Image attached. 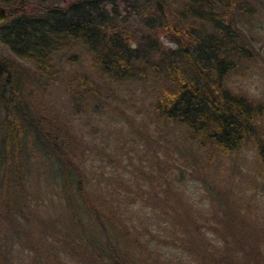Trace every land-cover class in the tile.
Instances as JSON below:
<instances>
[{"label": "trees", "instance_id": "16d2710c", "mask_svg": "<svg viewBox=\"0 0 264 264\" xmlns=\"http://www.w3.org/2000/svg\"><path fill=\"white\" fill-rule=\"evenodd\" d=\"M53 1L58 0H0L8 14L0 25V43L11 54L0 58V235L9 243L6 250L0 248V260L7 258L3 263L8 264L16 244L22 253H35L32 264L52 263L50 256L42 257L46 250L37 226L43 222L24 193L25 176L39 165L35 170L43 174L41 179L54 175L68 211L67 227H48L49 236L62 233L56 241L78 252L81 264H264L262 232L263 239L254 234L251 241L244 240V224L231 213L218 224L220 229L213 228L210 224L221 220L219 215L213 213L210 222L208 209L192 211V203L178 197L179 186L174 184L180 185L194 169L186 158L181 173L176 162L167 161L170 166L164 173L158 167L156 183L151 182V211H162L156 223L157 236L162 237L155 247V223L138 228L118 218L65 156L32 89L38 76L40 90H46L54 77L51 63L56 54L81 47L91 55L97 74L111 84L160 83L151 105L154 121L179 126L191 153L193 145L197 151L210 148L225 156L250 146L264 177V105L227 87L229 77L245 71L256 56L250 36L256 18L264 14V0H76L65 6ZM27 3L41 10L27 13ZM134 16L158 22L174 49L153 57L158 54L157 38L147 46L133 45L127 23ZM18 61L31 65L36 76H29ZM78 85L77 90L68 87L69 107L77 111L83 105L90 108L89 102L99 95L84 77ZM153 160L160 162L158 151ZM137 171L132 180L139 192L128 205L147 199L142 188L149 175L144 168ZM172 171L176 180L168 181ZM212 234L218 238L215 246L209 243ZM129 244L135 255L129 254Z\"/></svg>", "mask_w": 264, "mask_h": 264}, {"label": "rangeland", "instance_id": "374dc122", "mask_svg": "<svg viewBox=\"0 0 264 264\" xmlns=\"http://www.w3.org/2000/svg\"><path fill=\"white\" fill-rule=\"evenodd\" d=\"M73 1L76 0H58L53 3L65 6ZM8 10L17 11L15 8ZM23 10L36 13L41 7L27 3ZM256 20L257 25L252 24L255 27L250 36L254 38L256 56L245 71L229 77L227 87L264 105V14L259 15ZM127 30L135 46L149 44L152 37L157 38L155 41L159 47L154 49V52L158 54H152L153 57L175 47L168 43L158 22H148L145 18L134 16L127 23ZM10 56L8 49L0 43V58H11ZM17 65L27 69L29 76L35 75L31 65L21 61H18ZM51 67L54 77L46 84V90H40L43 88L35 75L33 98L36 99L37 107L42 109L46 126L59 136V145L63 148L65 156L85 174L87 181L93 185L95 194L104 196L118 218L128 224L134 223L138 228L147 223H155L151 233L156 237L155 242L153 241L156 247L158 239L162 237L157 236L159 227L156 225L162 211L159 208L151 211L152 200L147 197L151 182L156 183L160 167L164 173L166 166H170L166 164L167 161L176 162L179 167L178 174L181 173L183 170L180 164L186 158L194 169L188 170L180 185L174 184L179 186L178 197L184 201L188 199V203H192V211L208 209L210 222L213 213L219 215L221 220L212 221L210 224L213 228L220 229L221 225L218 224H222L225 216L231 213L236 218L239 215L240 222L244 224V240L251 241L254 234L259 236V240L263 239L259 233L264 234V177L256 153L250 146L225 156L210 148L197 151L196 145H193L194 153H191L185 146L186 134L179 126L174 123L163 125L154 121L151 105L156 91L161 87L160 83L153 85L147 81L111 84L97 74V70L92 66L91 55L81 47L69 48L56 54ZM81 77L97 87L99 95L94 97L93 103L89 102L90 108L87 109L83 105L77 111L69 107L71 96L68 94V87L72 85L77 90L78 79ZM155 151L159 152L160 157V162L157 163L153 160ZM25 165L32 169L27 162ZM38 166L33 167L31 174L25 176L24 193L29 198L28 203L32 204L33 210L37 209V215L43 222L37 226V231L42 234L43 249L46 250L42 257L50 256L52 261L45 264H81L78 252L73 253L64 243L56 241L62 233L55 231L56 233L52 232L49 236V228L60 231L67 227L68 211L62 198L63 194L56 191L59 183L56 188L54 175L47 174L41 179L43 174L35 170ZM143 168L149 175L148 182L142 188L147 199L144 203L140 202L141 204L138 202L128 205L127 201L132 203L139 192L133 183V176L137 175V170ZM175 176L176 172L172 171L168 181H175ZM202 181H205L204 184ZM156 191L159 192V189ZM217 239L215 235H209V243L214 246ZM7 242L3 234L0 235L2 250L9 246ZM128 247L131 252L129 254L135 255L134 248L130 244ZM18 248V245L13 244L8 264H32L35 253H22ZM6 259L3 261L2 257L1 264H4ZM42 261L44 262V259Z\"/></svg>", "mask_w": 264, "mask_h": 264}, {"label": "water", "instance_id": "95a60500", "mask_svg": "<svg viewBox=\"0 0 264 264\" xmlns=\"http://www.w3.org/2000/svg\"><path fill=\"white\" fill-rule=\"evenodd\" d=\"M8 18L7 10L0 6V25L4 24Z\"/></svg>", "mask_w": 264, "mask_h": 264}]
</instances>
